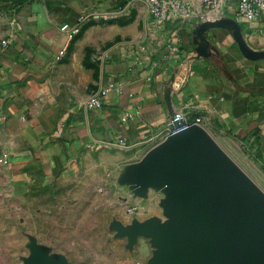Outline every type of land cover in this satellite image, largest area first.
<instances>
[{
	"label": "crops",
	"instance_id": "1",
	"mask_svg": "<svg viewBox=\"0 0 264 264\" xmlns=\"http://www.w3.org/2000/svg\"><path fill=\"white\" fill-rule=\"evenodd\" d=\"M6 1L13 29L0 49V174L17 192L82 165L117 167V153L143 156L173 119L196 125L234 161L264 169V58L245 57L231 30L213 27L208 55L186 72L200 44V0H181L193 18L150 32L139 2ZM92 11L109 18L82 20ZM232 14L225 7L223 18ZM240 32L250 51L263 52L264 12ZM103 89L101 107L89 108Z\"/></svg>",
	"mask_w": 264,
	"mask_h": 264
},
{
	"label": "rangeland",
	"instance_id": "2",
	"mask_svg": "<svg viewBox=\"0 0 264 264\" xmlns=\"http://www.w3.org/2000/svg\"><path fill=\"white\" fill-rule=\"evenodd\" d=\"M13 29L12 7L0 0V49ZM222 153L223 151L218 148ZM117 153V167L72 168L37 190L17 192L0 174V264H155L166 248L152 234L125 231L147 223L171 226L170 202L184 189L155 181L127 182L145 155ZM224 156L264 199V169Z\"/></svg>",
	"mask_w": 264,
	"mask_h": 264
},
{
	"label": "water",
	"instance_id": "3",
	"mask_svg": "<svg viewBox=\"0 0 264 264\" xmlns=\"http://www.w3.org/2000/svg\"><path fill=\"white\" fill-rule=\"evenodd\" d=\"M213 27L231 30L245 57L264 58V51L245 46L236 22L221 19L195 29L200 44L194 60L208 55L206 32ZM155 181L184 189L182 198L170 202L175 223L125 231L131 238L141 232L166 243L155 264H264V199L196 125L173 119L170 135L127 175V182L140 187ZM33 264H46L38 251Z\"/></svg>",
	"mask_w": 264,
	"mask_h": 264
},
{
	"label": "built area",
	"instance_id": "4",
	"mask_svg": "<svg viewBox=\"0 0 264 264\" xmlns=\"http://www.w3.org/2000/svg\"><path fill=\"white\" fill-rule=\"evenodd\" d=\"M127 4L133 2L142 3L149 15L148 32L151 29H164L167 24H175L187 19L193 18L195 12L193 8L184 3L181 0H125ZM203 11L200 16V20L195 22V29L204 22H215L224 19L225 7H233V21L239 26L245 22H254L264 12V0H200ZM119 14V13H116ZM109 14L100 13L98 11H92L82 20L87 19H108ZM139 51L144 55L147 54L146 45H141ZM60 57V56H59ZM58 57V58H59ZM194 57V56H193ZM193 57H188L185 61V71L189 70V67L194 61ZM107 93V89L100 90L93 99L89 102L88 107L93 109H99L101 107L100 97ZM171 133V131H170ZM170 133L168 135H170ZM167 135V136H168ZM166 136V137H167ZM3 164L6 161L3 160Z\"/></svg>",
	"mask_w": 264,
	"mask_h": 264
}]
</instances>
